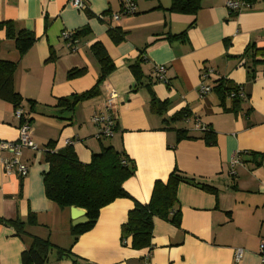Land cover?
<instances>
[{"label": "crops", "instance_id": "obj_1", "mask_svg": "<svg viewBox=\"0 0 264 264\" xmlns=\"http://www.w3.org/2000/svg\"><path fill=\"white\" fill-rule=\"evenodd\" d=\"M226 1L201 0L200 10L190 16L168 12L171 0H133L135 13L114 21L110 15L103 20L96 16L118 13V0H83L86 10L71 7L69 0H0V23L12 22L17 30L30 31L36 38L21 57L14 41L0 31V61L16 64L14 89L31 119L32 143L42 149L52 141L56 149H63L68 142L82 164L89 163L101 146L110 145L135 165L123 184L131 199L103 208L95 226L73 243L70 208L60 209L44 196L42 173L47 165L42 151L22 150L20 161L28 173L20 179L16 173L4 172L1 161L12 154L0 149V219L25 222L29 214L36 218V224L25 225L19 236L12 227L0 224V264H21V252L33 237L70 249L83 264H261L257 249L264 237V60L253 67L244 52L250 45L264 51V0L235 13L227 9ZM85 26L90 33L76 44L68 45L61 38L63 32ZM113 27L125 34L117 45L107 34ZM184 31L183 40L169 39ZM95 42L103 46L114 70L94 97L71 113L58 111L57 99L95 86L100 68L89 49ZM140 55L143 79L136 84L129 66ZM157 66L165 67V83L154 80ZM73 69L83 74L67 79ZM206 70L212 74L204 80L201 75ZM219 79L240 86L245 94L236 112L223 111L214 92L199 95L200 84L213 88ZM110 91L117 96L109 108L117 129L112 137L99 141L91 118L107 111ZM152 95L167 103L162 116L151 111ZM26 100L35 104L31 112ZM183 109L189 111L188 120L170 125L164 121ZM13 113L12 105L0 100V144L18 139L19 121ZM195 120L214 132V146L198 138ZM171 128L186 130L196 139L176 143ZM234 154L240 161L231 167ZM174 168L214 188L216 195L180 183V226L156 218L149 249L123 246L120 229L133 201L146 204L153 184L165 182ZM237 249L243 251L239 262L234 260ZM45 264L70 261L57 259L52 250Z\"/></svg>", "mask_w": 264, "mask_h": 264}, {"label": "trees", "instance_id": "obj_2", "mask_svg": "<svg viewBox=\"0 0 264 264\" xmlns=\"http://www.w3.org/2000/svg\"><path fill=\"white\" fill-rule=\"evenodd\" d=\"M242 1L250 6L258 0ZM200 4L201 0H171L168 12L194 16L200 10ZM109 15L111 17L112 14L103 13L98 17L96 16V18L103 20L104 16ZM87 16L89 18L93 17L90 13H87ZM0 31H4L7 39L14 41L15 49L21 57L36 42V38L32 32L17 30L12 22L0 23ZM89 33V28L85 26L72 33L69 43L71 45L76 44L77 41ZM107 34L115 45L121 43L125 36L123 32L115 27L108 28ZM185 36L186 31L179 35L170 36L169 39L183 40ZM89 49L100 68L95 86L89 91L57 99L56 107L60 112L71 113L79 103L94 97L98 93L99 86L114 70L111 59L99 42L91 44ZM245 55H250L253 67L264 60V51L256 49L253 45L245 49ZM50 60H53L52 53ZM143 62L144 59L140 55L136 62L129 66L136 84H140L143 79V74L140 70V65ZM15 70V63L0 61V100L12 105L14 111L21 109L23 102L22 97L14 89L13 78ZM82 74L83 70L73 69L67 73L66 77L67 79H75ZM250 74L251 79H253V69L250 70ZM240 90V86L224 79L217 80L215 86L212 88V92L219 99V105L222 110L232 112H236L245 101L239 96ZM227 100L230 101L228 108H226ZM26 102L29 104V112H31L35 104L31 100H26ZM166 107V101L159 102L152 95L150 101L151 111L162 116L165 113ZM189 117V111L183 109L164 121L170 125L186 121ZM22 123H27L28 125L31 123V119L28 118L25 112L19 119V124ZM116 126L117 124L115 123L114 132H116ZM171 130L175 132L176 143L181 140L196 139L195 137L188 136L186 130L174 128H171ZM198 138L206 146L215 145V134L208 126H205V130L201 132ZM98 139L101 141L107 138L99 137ZM41 151L43 162L47 165V170L42 173V184L46 199L56 204L60 209L75 207L83 209L86 212L87 223L70 228L73 243L78 236L89 232L95 226L100 211L103 208L119 199H131L124 190L123 184L133 175L135 165L123 151H116L110 145L101 146L98 153L91 155L90 161L87 164L79 162L70 144L66 145L63 149H56L55 143L50 141L44 145ZM180 183H185L216 195L214 188L188 178L174 168L165 182L156 181L153 184L150 199L146 204L133 201V206L127 213L126 221L120 229V242L123 246L128 243L129 247L135 251L149 249L151 247L153 223L156 218L165 220L176 228L180 226V206L177 200V188ZM0 224L12 227L15 235L19 236L24 233L25 225L36 224V218L33 214H29L25 222L0 219ZM52 250H55L56 258L59 260L69 259L70 264H83L71 253L70 249L64 250L54 247L47 239L36 237L31 239L29 248L21 252V264H45L48 254Z\"/></svg>", "mask_w": 264, "mask_h": 264}, {"label": "built area", "instance_id": "obj_3", "mask_svg": "<svg viewBox=\"0 0 264 264\" xmlns=\"http://www.w3.org/2000/svg\"><path fill=\"white\" fill-rule=\"evenodd\" d=\"M120 3V12L112 14L110 19L116 21L122 17L130 16L135 13V5L132 0H118ZM69 5L78 10H85L86 6L83 0H69ZM226 7L230 12H240L242 9L248 7L246 3L239 0H227ZM72 33L63 32L61 38L70 45L69 39L71 38ZM165 67L157 66L154 68V80L157 82L165 83ZM212 74V70H206L202 73L201 78L207 79L209 75ZM212 92V88L205 84H200L198 93L202 97L208 93ZM239 96L242 99H246L245 94L240 90ZM116 94L113 91H110L105 100V107L107 111L104 113H96L92 116L91 122L97 128V137L109 138L114 134V125H115V115L112 111H109V108H112L114 100L116 99ZM14 117L16 120L23 116L24 112L21 109L14 111ZM195 131L203 132L205 126L195 120L193 124ZM66 145H69L67 142ZM0 149L9 152L12 154L11 158H3L1 161L2 168L6 174L16 173L20 178H23L28 173V167L20 161L21 153L23 149H30L32 151H39V148L34 145L30 139L29 125L27 123H22L18 125V139L14 143H1ZM239 154H234V157L231 161V167L239 164ZM243 251L240 249L235 250L234 260L239 262L242 257ZM257 256L261 264H264V237L259 239Z\"/></svg>", "mask_w": 264, "mask_h": 264}, {"label": "water", "instance_id": "obj_4", "mask_svg": "<svg viewBox=\"0 0 264 264\" xmlns=\"http://www.w3.org/2000/svg\"><path fill=\"white\" fill-rule=\"evenodd\" d=\"M72 226L84 225L87 223L86 212L83 209L70 207Z\"/></svg>", "mask_w": 264, "mask_h": 264}, {"label": "rangeland", "instance_id": "obj_5", "mask_svg": "<svg viewBox=\"0 0 264 264\" xmlns=\"http://www.w3.org/2000/svg\"><path fill=\"white\" fill-rule=\"evenodd\" d=\"M109 142V141H108ZM39 151H41V149L39 148Z\"/></svg>", "mask_w": 264, "mask_h": 264}]
</instances>
